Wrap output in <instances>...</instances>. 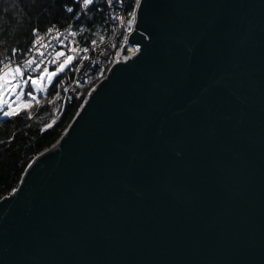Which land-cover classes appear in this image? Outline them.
<instances>
[{
    "label": "water",
    "instance_id": "95a60500",
    "mask_svg": "<svg viewBox=\"0 0 264 264\" xmlns=\"http://www.w3.org/2000/svg\"><path fill=\"white\" fill-rule=\"evenodd\" d=\"M128 42L0 200V264H264V0H142Z\"/></svg>",
    "mask_w": 264,
    "mask_h": 264
},
{
    "label": "trees",
    "instance_id": "16d2710c",
    "mask_svg": "<svg viewBox=\"0 0 264 264\" xmlns=\"http://www.w3.org/2000/svg\"><path fill=\"white\" fill-rule=\"evenodd\" d=\"M68 0H0V58L9 55L11 49L21 51L30 44L33 29L46 33L52 25L64 28L73 21L69 14L61 13V5ZM88 23L73 22L75 37L80 45H90L107 33L102 13L87 14ZM80 21L85 18L79 16ZM83 27L84 31L79 32ZM54 78L51 85L45 81L46 92L36 93L39 103L25 109L15 117H0V200L12 194L18 187L31 162L54 146L65 134L85 102L80 98L64 102L65 89L74 77V64ZM54 70L55 65H47ZM35 75V74H34Z\"/></svg>",
    "mask_w": 264,
    "mask_h": 264
},
{
    "label": "snow or ice",
    "instance_id": "6c2138e0",
    "mask_svg": "<svg viewBox=\"0 0 264 264\" xmlns=\"http://www.w3.org/2000/svg\"><path fill=\"white\" fill-rule=\"evenodd\" d=\"M125 2L126 0H106V5L112 7L115 3L125 4ZM96 4L97 0H68L61 5V13L69 14L68 18L77 24L92 23L95 18L87 21V14L93 11L103 12V9L96 8ZM141 4L142 0H134V3L127 5L122 15L115 16L114 19L122 26L126 24L128 30L131 31L137 25L138 10ZM78 16L84 17L85 20L80 21ZM67 27L71 28L72 25H67ZM45 31L49 36L54 31L59 33L56 25L48 27ZM83 31L84 28L80 27L79 32ZM39 32V29H33L30 44L23 51L13 48L7 57L0 58V112L4 117H15L25 109H31L34 102L39 103L36 93L48 90L44 82L47 81L51 85L54 78L63 73L76 59V47H71L72 54L62 49L68 47L64 44V40L68 37H76L77 31H69L64 34L63 38L60 35L55 37L61 43L62 49L57 50L55 56L47 62L43 59L46 53L41 49L48 48L51 42H45ZM72 43L74 44L75 41ZM95 43L96 41L93 40L92 44ZM83 51L88 52L89 49L85 47ZM37 56L41 59L38 60ZM47 65H55V69L50 71Z\"/></svg>",
    "mask_w": 264,
    "mask_h": 264
},
{
    "label": "built area",
    "instance_id": "2783aa9c",
    "mask_svg": "<svg viewBox=\"0 0 264 264\" xmlns=\"http://www.w3.org/2000/svg\"><path fill=\"white\" fill-rule=\"evenodd\" d=\"M131 3H134V0H126L125 4L115 3L112 7H108L106 0H97L96 8L103 9V12H98L103 14L107 33L95 44L80 45L76 42L75 37H68L64 40V44L68 47L62 49L61 43L55 37L60 35L63 38L67 32L74 31V21L69 24L72 25L71 28H58L59 33L54 31L51 36L47 33L40 34L45 42H51L48 48L41 49L46 53L43 58L45 62L54 57L57 50L62 49L68 54H72L71 47L77 48L76 59L74 60L76 63L73 68L74 77L65 89L64 102L80 98L84 94L85 102H87L93 90L109 75L115 64L127 62L138 53L139 47L128 42L129 36L136 30V25L129 31L126 24L122 26L119 21L114 19L115 16L122 15L127 5ZM73 41H75L74 44ZM85 47L89 49L88 52L83 51ZM137 49L138 51H136ZM36 58L41 59L38 56Z\"/></svg>",
    "mask_w": 264,
    "mask_h": 264
},
{
    "label": "rangeland",
    "instance_id": "374dc122",
    "mask_svg": "<svg viewBox=\"0 0 264 264\" xmlns=\"http://www.w3.org/2000/svg\"><path fill=\"white\" fill-rule=\"evenodd\" d=\"M72 64H73V63H72ZM70 66H71V65H70ZM0 117H4L3 114H2V112H0Z\"/></svg>",
    "mask_w": 264,
    "mask_h": 264
}]
</instances>
